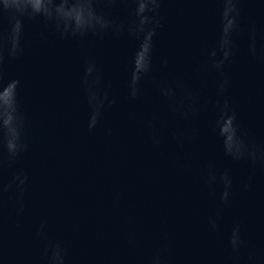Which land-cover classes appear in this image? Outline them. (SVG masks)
I'll list each match as a JSON object with an SVG mask.
<instances>
[{"label": "water", "instance_id": "95a60500", "mask_svg": "<svg viewBox=\"0 0 264 264\" xmlns=\"http://www.w3.org/2000/svg\"><path fill=\"white\" fill-rule=\"evenodd\" d=\"M0 264H264V0H0Z\"/></svg>", "mask_w": 264, "mask_h": 264}]
</instances>
